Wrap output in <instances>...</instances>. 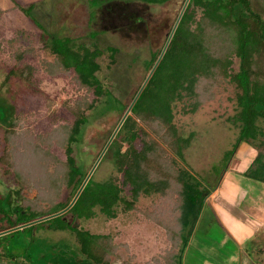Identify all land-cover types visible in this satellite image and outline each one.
Returning a JSON list of instances; mask_svg holds the SVG:
<instances>
[{
	"label": "rangeland",
	"instance_id": "rangeland-1",
	"mask_svg": "<svg viewBox=\"0 0 264 264\" xmlns=\"http://www.w3.org/2000/svg\"><path fill=\"white\" fill-rule=\"evenodd\" d=\"M185 2L171 0L153 6L140 1L125 3L100 0L98 5H93V0H0V8L4 10L0 23L1 41L15 37L16 31H25L30 35L36 53L35 58L29 60L36 66L34 85H27L14 78L5 85L9 69L1 63L5 54L1 53L0 56V111L15 108L18 117L10 132H14L11 141L16 140L14 144L17 145L20 143L18 139L25 138L28 133L33 134L35 140L39 135L43 138L51 135L59 138L63 131L69 133L77 115L83 112L87 123L82 128L79 142L72 144L75 167L71 171L78 168L88 176L95 168L92 177L96 182L120 175L115 160L116 149L109 150L111 144L105 148L126 113L121 112L123 105H131L136 92L150 74L146 62L152 53L164 48ZM16 4L23 7L33 4L34 7L28 13L15 7ZM48 36L72 38L76 46H91L94 42L98 45L103 51V56L99 58L101 70L98 77L112 92L114 98L111 96V105L106 104L107 98H104L94 109H88L90 101L94 99L90 91L79 86L72 75H51L46 71L42 63H53L55 60L50 48L46 46ZM110 47L118 49L115 64L111 63ZM237 92L233 86L228 85L216 100L205 104L193 114H183V104L175 103L174 124L181 135L186 138L191 136V140L179 153H175L169 144L160 142L161 148L154 158L156 163H149V167L158 170L159 159L170 161L172 164L165 162L170 163L168 170L186 169L197 182L208 188L210 194L217 192L216 197L207 201L209 195L206 199L207 207L204 206L199 219L200 229H196V225L190 236L182 264H205V261H200L199 254L211 257L221 255L218 264H264V184L252 180L249 170L240 173L233 168L237 160L250 158L249 153L257 157L254 146L246 142H242L232 156L240 132V127L234 124V117L240 111ZM259 125L264 128L261 120ZM6 127L0 123V157L5 148L3 133ZM45 141L43 151L51 156L48 173L52 174L58 166L66 168L67 142ZM27 144L15 147L12 152L19 154L17 159L21 160L18 165L21 170L25 161L31 164L34 158ZM127 146L124 144L123 150ZM62 172L52 184H49L52 181L50 175H30L35 178L31 181L36 182L38 177L45 181L40 190L24 176L19 181L16 175L5 173L0 164V205H4L5 196L10 194L15 198L17 191L22 189V203L27 205L33 201L45 217L49 216L59 203L69 205L75 197L73 187L69 186L67 170L63 169ZM175 173L169 171L168 175ZM173 187L172 182L170 190L164 194L141 195L127 212H122L124 205H120L119 215L114 219L107 218L99 211V207L95 208L94 216L89 212L83 217L85 214L80 213L82 217L76 222L79 226L76 229L91 235H103L107 238L105 241L111 238L116 249L111 254L110 264L177 262L178 248L182 242L176 226L182 201L178 197L179 189ZM236 211L241 214L242 222L247 226L244 231L236 228L240 222ZM72 214L69 212L66 216L71 223ZM218 215L228 227V232L238 239L239 258L234 262L226 258V249L220 253V247L210 244V237L202 240V236L194 235L197 230L198 234H207L214 227L219 237L220 232L213 221ZM3 218L0 215V233L10 229ZM54 223L43 222L35 225L33 230L26 228L1 238L0 264H16L7 260L6 255L10 253L22 257L18 264H95L79 249L76 232L70 228L66 231L53 230ZM184 233L187 234L186 231Z\"/></svg>",
	"mask_w": 264,
	"mask_h": 264
},
{
	"label": "trees",
	"instance_id": "trees-1",
	"mask_svg": "<svg viewBox=\"0 0 264 264\" xmlns=\"http://www.w3.org/2000/svg\"><path fill=\"white\" fill-rule=\"evenodd\" d=\"M93 1V5H98L100 0ZM105 1H140L156 6L171 0ZM15 7L31 13L34 5L24 8L16 4ZM3 15L4 10L0 8V23ZM23 42L26 43L25 46ZM31 44L30 35L25 31H16L15 37L7 40L0 39V56L1 53L5 54L0 60L3 66L9 69L5 85L9 84L12 78L27 85H34L36 66L29 60H33L36 53ZM46 46L55 56L53 63H42L48 73L72 75L79 86L90 91L94 99L90 101L88 109H94L104 98H107L106 104L111 105L112 92L98 77L101 70L99 58L103 56V51L95 42L91 46H76L72 38L48 36ZM108 50L111 52V63L115 64L118 49L110 47ZM162 50L163 48L151 54L150 60L146 62L148 72L155 66ZM228 85L238 91L236 94L240 108L234 117V124L240 127V132L232 156L242 142L254 146L257 157L249 169V177L264 184V128L259 125L260 120L264 122V0H190L160 64L135 103L132 114L128 116L111 143L109 150L116 149L115 160L120 175H114L102 182H96L92 177L70 212L80 219V213L85 214L83 217L89 212L94 216L95 208L99 207L102 214L114 219L119 215L120 205H124L121 211L127 212L134 207L141 195L164 194L170 190V184L173 182V188L179 189L178 197L182 201L176 226L179 228L178 234L182 244L178 248V261L172 264H182L190 236L202 215L210 192L186 169L168 170L170 161L159 159L158 170L149 167V163H156L154 158L161 148L160 142L169 144L175 153H179L178 151L187 147L191 140V136L186 138L181 135L174 124L175 103L183 104V114L196 113L205 104L216 100ZM128 108L129 105H123L121 112L124 114ZM17 119L15 108L0 111V123L7 126L3 133L5 148L0 157V164L5 173L16 175L19 181L24 176L31 185L42 190L45 181L39 177L36 182L31 181L35 178L30 175H50L52 181L50 180L49 184H52L59 179L58 174L66 169L69 186L73 187L75 196L87 174L78 168L71 171V168L75 167L72 144L79 142L81 138L82 128L87 123L86 114L80 112L69 133L63 131L59 138H53V135L43 138L39 135L35 140L33 134L28 133L25 138L18 139L20 143L16 145V140L11 141L14 132H10ZM43 140L67 142L66 168L58 166L52 174L48 173L51 156L43 151ZM26 143L30 146L29 151L34 158L31 157V164L25 161L21 170L18 166L21 160L17 159L19 154L12 152L15 147H24ZM124 144L128 146L123 150ZM169 171L171 174L176 173L169 176ZM154 175L166 177L153 178ZM21 190L16 193L19 198L8 194L4 198V205H0L3 221L10 225V229L45 217L33 201L27 205L22 203ZM67 206L68 204L59 203L49 215L56 214ZM51 222H55L52 224L54 230L66 231L70 228L76 232L78 247L89 261H94L95 264H110L111 254L116 249L111 238L105 241L107 238L103 235H91L71 227L62 217ZM28 229L33 230L34 226ZM184 231L187 234H183ZM111 251L113 252L109 253ZM6 258L10 263L18 264L22 257L10 253Z\"/></svg>",
	"mask_w": 264,
	"mask_h": 264
},
{
	"label": "crops",
	"instance_id": "crops-1",
	"mask_svg": "<svg viewBox=\"0 0 264 264\" xmlns=\"http://www.w3.org/2000/svg\"><path fill=\"white\" fill-rule=\"evenodd\" d=\"M244 145H246V144H244ZM249 156H250V158H241V159L237 158L239 160H237L236 163H234V167H233L234 170H236L240 173H243V172L246 173L250 169V167L253 165L254 160L256 158L255 155L251 156L250 153H249ZM212 193L210 194V197L207 199V201L210 198L216 197L217 192L213 191ZM206 207L207 206H205V208ZM237 213L239 215L238 220L240 222H238V226H236V228L244 231L247 228V226L242 222L243 217L241 216V214L239 212H237ZM213 221L215 222V224H217L218 231L220 232L219 237H217L216 231H215V229H213L214 227L211 228V230L209 231L210 233L207 232V234L199 235L198 230L200 229L199 228L200 220L196 224L198 227L197 228L195 227V228L198 230L194 233V235L195 236H202L203 237V238H201L202 240L206 239L207 237H210V238H208V240L211 242L210 244L217 246V247H220L221 248L220 253L223 252V249H226L228 251V254H226V258H228V261L234 262L237 258H239L238 257L239 254L237 256V253L239 252L238 250L240 249L239 244L237 243L238 239L236 237H234L232 235V233L228 232V227L225 225V222L223 221L221 216H219V215L217 217L215 216ZM248 224H250V223L248 222ZM227 232L230 234L228 235ZM227 246H229V248ZM195 254L198 255V253H195ZM199 255H200V259H201L200 261H205V264H218V258L221 257V255H219V254L214 256V257L208 256V255L201 256V254H199ZM206 257H207V259H205Z\"/></svg>",
	"mask_w": 264,
	"mask_h": 264
},
{
	"label": "water",
	"instance_id": "water-1",
	"mask_svg": "<svg viewBox=\"0 0 264 264\" xmlns=\"http://www.w3.org/2000/svg\"><path fill=\"white\" fill-rule=\"evenodd\" d=\"M189 2H190V0H186V2H185V4H184V7H183V9H182V11H181V13H180V15H179V17H178V19H177V21H176V23H175V25H174L172 31H171V33L169 34L168 40H167V42H166V44H165V46H164V48H163V50H162V53H161L159 59L157 60L155 66H154L153 69L151 70V72H150L149 76L147 77L145 83L143 84V86L141 87V89L139 90V92L137 93V95H136V97L134 98L133 102L131 103V105H130L129 108L127 109L126 113L124 114V116H123L122 120L120 121V123H119L117 129L115 130V132L113 133V135H112L110 141L108 142V144H107L105 150H106V149L110 146V144L113 142L114 138L116 137L117 133L119 132V130H120L121 127L123 126L124 122L126 121V119L128 118V116L131 114L132 109H133L135 103L137 102V100H138V98L140 97L141 93H142L143 90L145 89L147 83H148L149 80L151 79V77H152V75L154 74L156 68H157L158 65L160 64V62H161V60H162V58H163V56H164V54H165V52H166V50H167V48H168V46H169V44H170L172 38H173V35H174V33H175V31H176V29H177V27H178V25H179V23H180V21H181V18H182V16H183V14H184V12H185V10H186V8H187ZM105 150H104L103 154L105 153ZM101 157H103V155H102ZM99 161H100V160H99ZM99 161H98V162H99ZM94 171H95V168H94V169L88 174V176L86 177V179H85V181L83 182L82 186L80 187V189H79L78 192L76 193L74 199L72 200V202H71V203H70V204H69L64 210H62V211H60V212H58V213H56V214H53V215H50V216H47V217H44V218H41V219H38V220H35V221H32V222H29V223H26V224H23V225H20V226H17V227H15V228L9 229V230L4 231V232H1V233H0V237H1V236H4V235H7V234H11V233L17 232V231H20V230H24V229H26V228H29V227H32V226L38 225V224H40V223H43V222H46V221H49V220H52V219H55V218H57V217L62 216V215L65 214V213H67L68 211H70V210L74 207V205L76 204V202L78 201V199H79L81 193L83 192V190H84V188L86 187L87 183H88L89 180L91 179V177H92ZM78 220H79V219H77L76 221H78ZM78 227H79V226L76 224V225H75V228H78Z\"/></svg>",
	"mask_w": 264,
	"mask_h": 264
},
{
	"label": "flooded vegetation",
	"instance_id": "flooded-vegetation-1",
	"mask_svg": "<svg viewBox=\"0 0 264 264\" xmlns=\"http://www.w3.org/2000/svg\"><path fill=\"white\" fill-rule=\"evenodd\" d=\"M69 212L70 211H68L67 213H65V214H63L62 216H60V217H62V219H63V221L64 222H66L69 226H71V227H75V225H76V220L77 219H79L78 217H75V215L74 214H72V221H73V223H71L69 220H68V218L66 217L67 216V214H69ZM0 215H2L1 213H0ZM50 216V215H49ZM2 217H4L3 215H2ZM58 218V217H57ZM1 220V219H0ZM53 220V219H52ZM49 221H51V220H49ZM49 221H46V222H49ZM79 221V220H78ZM43 224V223H42ZM53 229V228H52ZM54 230V229H53ZM58 231H62V230H58ZM12 234V233H11ZM11 234H7V235H4V236H1L0 237V239L1 238H3V237H6V236H9V235H11ZM3 247V246H2ZM5 247H3V249H4Z\"/></svg>",
	"mask_w": 264,
	"mask_h": 264
}]
</instances>
